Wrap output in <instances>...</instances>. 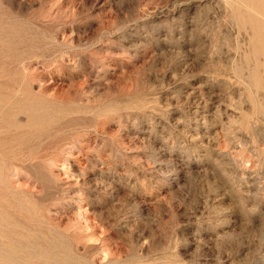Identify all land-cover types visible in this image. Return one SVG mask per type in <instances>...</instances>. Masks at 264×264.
<instances>
[{
  "label": "rangeland",
  "instance_id": "obj_1",
  "mask_svg": "<svg viewBox=\"0 0 264 264\" xmlns=\"http://www.w3.org/2000/svg\"><path fill=\"white\" fill-rule=\"evenodd\" d=\"M0 264H264V0H0Z\"/></svg>",
  "mask_w": 264,
  "mask_h": 264
}]
</instances>
